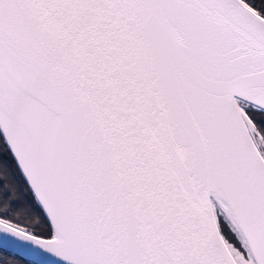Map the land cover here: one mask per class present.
<instances>
[{
  "label": "snow or ice",
  "instance_id": "6c2138e0",
  "mask_svg": "<svg viewBox=\"0 0 264 264\" xmlns=\"http://www.w3.org/2000/svg\"><path fill=\"white\" fill-rule=\"evenodd\" d=\"M0 249L264 264V0H0Z\"/></svg>",
  "mask_w": 264,
  "mask_h": 264
},
{
  "label": "trees",
  "instance_id": "16d2710c",
  "mask_svg": "<svg viewBox=\"0 0 264 264\" xmlns=\"http://www.w3.org/2000/svg\"><path fill=\"white\" fill-rule=\"evenodd\" d=\"M25 259L0 250V264H24Z\"/></svg>",
  "mask_w": 264,
  "mask_h": 264
},
{
  "label": "water",
  "instance_id": "95a60500",
  "mask_svg": "<svg viewBox=\"0 0 264 264\" xmlns=\"http://www.w3.org/2000/svg\"><path fill=\"white\" fill-rule=\"evenodd\" d=\"M0 250H2V249H0ZM2 251H5V250H2ZM5 252H7V251H5ZM22 258V257H21ZM22 259H25V258H22Z\"/></svg>",
  "mask_w": 264,
  "mask_h": 264
}]
</instances>
